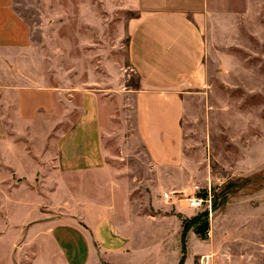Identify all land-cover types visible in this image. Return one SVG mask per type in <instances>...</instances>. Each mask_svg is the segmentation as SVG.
Masks as SVG:
<instances>
[{
  "label": "crops",
  "instance_id": "1",
  "mask_svg": "<svg viewBox=\"0 0 264 264\" xmlns=\"http://www.w3.org/2000/svg\"><path fill=\"white\" fill-rule=\"evenodd\" d=\"M14 6L0 0V264H178L179 241L135 232L164 227L150 209H189L185 198L201 187L183 121L191 93L208 83V0H138L126 24L133 122L116 119L118 101L83 89L59 134L65 94L40 72L22 82L24 63L40 55Z\"/></svg>",
  "mask_w": 264,
  "mask_h": 264
},
{
  "label": "rangeland",
  "instance_id": "2",
  "mask_svg": "<svg viewBox=\"0 0 264 264\" xmlns=\"http://www.w3.org/2000/svg\"><path fill=\"white\" fill-rule=\"evenodd\" d=\"M14 2L40 55L37 65L28 57L22 82L33 84L40 72L46 87L65 94L56 116L69 117L58 134L78 116L83 89L118 101L116 119L133 122L126 94L138 89V77L127 59L126 24L138 15V0ZM208 16V83L188 98L183 125L192 185L211 188L213 212L153 207L152 215L167 217L164 227L135 233L179 241L178 264H264V0H208ZM205 220L208 232L197 234Z\"/></svg>",
  "mask_w": 264,
  "mask_h": 264
},
{
  "label": "built area",
  "instance_id": "3",
  "mask_svg": "<svg viewBox=\"0 0 264 264\" xmlns=\"http://www.w3.org/2000/svg\"><path fill=\"white\" fill-rule=\"evenodd\" d=\"M187 206L192 210H203L209 215L214 209L213 195L211 188H202L195 186L194 194L185 198Z\"/></svg>",
  "mask_w": 264,
  "mask_h": 264
},
{
  "label": "water",
  "instance_id": "4",
  "mask_svg": "<svg viewBox=\"0 0 264 264\" xmlns=\"http://www.w3.org/2000/svg\"><path fill=\"white\" fill-rule=\"evenodd\" d=\"M210 227V222L209 220H205L202 224H200L196 230L197 234H205L208 232Z\"/></svg>",
  "mask_w": 264,
  "mask_h": 264
}]
</instances>
